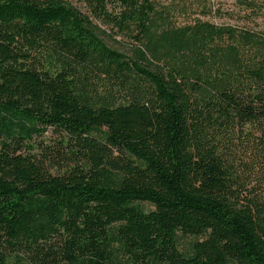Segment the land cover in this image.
Instances as JSON below:
<instances>
[{
  "label": "trees",
  "instance_id": "trees-1",
  "mask_svg": "<svg viewBox=\"0 0 264 264\" xmlns=\"http://www.w3.org/2000/svg\"><path fill=\"white\" fill-rule=\"evenodd\" d=\"M78 1L0 0V264H264V29Z\"/></svg>",
  "mask_w": 264,
  "mask_h": 264
},
{
  "label": "rangeland",
  "instance_id": "rangeland-1",
  "mask_svg": "<svg viewBox=\"0 0 264 264\" xmlns=\"http://www.w3.org/2000/svg\"><path fill=\"white\" fill-rule=\"evenodd\" d=\"M69 4L78 9L81 12H85L83 4L78 0H67ZM166 4H172L177 7L178 0H161ZM187 11L183 15L176 13L178 22L189 20L190 18H200L211 23L222 25H234L243 26L247 25L251 28L262 30L264 29V22L261 19H257L254 22L241 21L245 12L243 8L235 0H185ZM98 28L104 32L101 35L104 42L112 48H115L121 52H126L128 48V42L119 35L112 34L110 29L99 22H94ZM56 136L48 133L45 139H55Z\"/></svg>",
  "mask_w": 264,
  "mask_h": 264
}]
</instances>
